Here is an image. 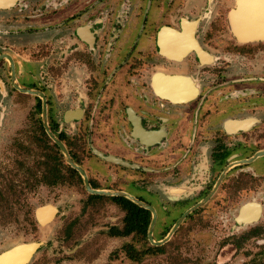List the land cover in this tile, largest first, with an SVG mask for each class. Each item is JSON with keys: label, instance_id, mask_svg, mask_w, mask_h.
I'll list each match as a JSON object with an SVG mask.
<instances>
[{"label": "flooded vegetation", "instance_id": "af4514ba", "mask_svg": "<svg viewBox=\"0 0 264 264\" xmlns=\"http://www.w3.org/2000/svg\"><path fill=\"white\" fill-rule=\"evenodd\" d=\"M213 1L0 0V91L15 96L11 103L14 109L39 110L34 123L30 115L16 117L14 125H10V118L0 117V131L10 132L11 141L9 147L0 148V156H11L9 169L2 168L0 160V202L17 201L4 198L2 188L7 194L8 187L20 184L31 191L37 183L46 182L48 175L53 179L46 182L48 185L59 187L63 183L55 170L61 164H54L55 158L34 142L33 130L41 129L35 130L37 136L46 137L64 159L43 127L39 93L45 98L48 127L72 160L62 128L57 132L49 120L50 108L63 109L60 127L68 125L76 134L81 130L88 134L97 160L121 166L103 160L101 155L119 158L135 166L129 168L141 175L156 177L159 192L161 187L170 188L173 193L167 206H162L160 196L155 205L131 195L155 210L153 240L160 215L166 212L173 219L164 236L154 242L163 240L174 226L167 242L180 230L189 233L191 224L183 226L191 219V226H204V251L209 248V236H213L216 251L248 252L254 247L258 250L254 257L263 255L264 74L252 76L248 70L242 77L227 66L211 67L218 58L204 46V23L223 3ZM233 8L227 13V24ZM219 18L210 24L221 22ZM229 38L228 42L234 40ZM231 44L227 48L234 50V42ZM236 44H256L252 50L264 48V41ZM20 96L29 101L19 100ZM134 121L139 124L138 132L134 131ZM120 139L128 146L137 143L138 165L120 154H110L113 144L123 148ZM34 152L39 156L33 157ZM17 176L25 182L17 181ZM88 180L91 188L102 190ZM51 206L56 213L44 225L59 212ZM36 209L33 215L40 225ZM144 210L149 212L145 236L131 232L122 237L139 235L149 246L159 248L167 242L151 244L147 233L152 215ZM126 216L125 212L124 220ZM48 217L46 209L42 218ZM130 250L132 247L126 245V253Z\"/></svg>", "mask_w": 264, "mask_h": 264}, {"label": "rangeland", "instance_id": "374dc122", "mask_svg": "<svg viewBox=\"0 0 264 264\" xmlns=\"http://www.w3.org/2000/svg\"><path fill=\"white\" fill-rule=\"evenodd\" d=\"M233 1L223 0L221 6L219 5V8H215L206 17L204 46L210 54L218 58L216 64L211 67L218 66L222 69L227 66L231 71L236 69L235 72L242 77L248 70H251L250 75L252 76L262 75L264 74V48L252 50L256 44L244 46L236 44L238 42L231 35L227 22L225 23L229 8L234 5ZM217 18L221 22L210 24V21ZM231 37L234 40L228 42L227 39H231ZM233 42L235 49H228V45H233L231 44ZM0 76H3L2 73ZM214 83L217 81L214 80ZM19 100L29 101L28 98L22 96L19 97ZM13 101H15L13 94L6 96L5 91H0V117L10 118V125L16 123V117L29 115L33 117V123L35 120L38 121L39 110H33V113H30L24 107L14 109L11 106ZM32 105L34 108L35 104L32 103ZM62 112V108H50L49 120L53 121L52 125L54 124L53 127L56 128L54 130L57 132L62 128L63 132L60 133L64 135L63 142L69 143V151L74 157L73 160L86 171L87 177L94 182L97 189L126 192L155 205L158 196H160L163 201L162 206L169 205V198L173 192L168 186L161 187V192H159L156 182H154L156 177L147 175V173L141 175L140 171L129 167L114 166L97 160L90 150L87 139L90 137L85 134V131L81 130L80 134H76L68 125L60 127ZM18 121L20 120L18 119ZM22 124V122H18V125ZM3 130L0 131V148L9 147L11 143L8 139L10 132H4L6 129ZM35 130H33L34 142L42 146V151H46V154H51L55 158L54 164H61V167L57 168L56 166L55 170L62 177L60 183H63L59 187L48 185L46 182L53 180L48 175V179H45L46 182L41 181L43 184L36 182L37 185L31 191L29 187L20 184H17L18 187H8L7 194L2 188L4 198L10 196L17 201L15 203L0 202V253L17 245L37 243L38 247L27 264H253L254 260L257 263L264 262V254L258 258L254 257L258 251L254 247L251 250L246 248L248 252L241 250L235 253L214 250L216 247L213 236H209V248L204 251V226L201 223L198 227L191 226V219L187 220L183 226L191 224L189 233L180 230L171 241L159 248L149 246L148 241L139 235L111 236L114 228H123L125 212L121 211L108 197L91 198L82 181L69 173V165L59 152L52 148L51 142L47 141L42 134L41 139ZM37 131L41 132V129ZM120 141L123 148H119L118 144H113L112 149H109L110 154H120L119 156L138 165L140 161L139 158H136L138 155L137 143L128 142V146L121 139ZM163 145H166L165 149L168 147L167 142ZM33 147L38 146L34 144ZM45 147L50 148L51 152L47 153L48 149L45 150ZM41 150H38V153H42ZM37 156L39 155L34 152L33 157ZM10 157L9 155L0 156L1 164H5L1 165L2 168H11ZM62 163H64L63 166ZM141 163L146 162L142 161ZM16 180L25 182L24 177L17 176ZM46 204L55 206L59 212L52 222L40 226L36 223L33 213L37 207ZM168 216V213L164 212L160 215L159 221L157 220L159 225H155L153 229L154 240L161 239L170 227L173 219ZM126 245L132 247V250L127 253ZM211 247L212 249H210ZM130 252L132 255L140 253L141 257H137V261H134L130 258Z\"/></svg>", "mask_w": 264, "mask_h": 264}, {"label": "water", "instance_id": "95a60500", "mask_svg": "<svg viewBox=\"0 0 264 264\" xmlns=\"http://www.w3.org/2000/svg\"><path fill=\"white\" fill-rule=\"evenodd\" d=\"M262 1L263 0H257V2H254L251 0H234V8L229 12V15H228V26H229V31H230L231 35L234 37V39L238 43H249V42L264 41V20L261 22H255V24L253 26L250 25L248 22L244 23L243 21H238L241 14H249L251 8L254 9L255 6H256L257 11L262 13L263 12L262 10H264V5L261 4ZM246 3H250V4L246 6ZM263 19H264V15H263ZM32 93L37 94L36 92H32ZM37 95L41 97L42 102H43L42 103V120H43V127L45 129L46 134L52 140V142H54L58 146V148L60 149L66 163L71 168L75 169L79 173L80 177L82 178V181H83V184H84L86 191L92 195H102V196H110V197H117V196L124 197V198L128 199L129 201L135 203L139 207H142L144 209L149 210L151 212V215H152L151 223L149 225L148 233H147L149 241L153 245H162V244L166 243L169 240V238L171 237L176 226L173 227V229L169 232V234L163 240H161L159 242H154V240L152 239L151 231H152L153 225H154L155 220H156V214H155V210L151 206L145 205L144 203L136 200L134 197H132L131 195H129L125 192L96 190V189L91 188L89 180H88L87 175H86L85 171L83 170V168L80 167L79 165H77L70 158V155H69L66 147L64 146V144L58 138H56L53 135V133L50 131V129L48 127L47 120H46L45 98L42 94L38 93ZM133 127H134V131L138 132L139 124L137 122L133 123ZM134 136H137V134L136 135L134 134ZM101 158L107 162L119 164L121 166L135 167V166L129 165L127 162L122 161L121 159L113 157V156L101 155ZM46 209H48V211H49V217L43 219L42 214ZM55 213H56V209L54 207H52L51 205H46V206L37 208L35 211V216H36L37 221L40 223V225H44L45 223L49 222L52 219V217L54 216ZM188 213H189V211H187L182 216L180 221L183 220L184 217H186V215ZM37 247H38L37 243L17 245L15 247H13L12 249L5 251V252L0 254V264H27Z\"/></svg>", "mask_w": 264, "mask_h": 264}, {"label": "trees", "instance_id": "16d2710c", "mask_svg": "<svg viewBox=\"0 0 264 264\" xmlns=\"http://www.w3.org/2000/svg\"><path fill=\"white\" fill-rule=\"evenodd\" d=\"M69 173H71L73 176H77L78 180L81 181L76 171L69 168ZM91 198L98 197L91 196ZM111 200L116 203L121 210L125 211L127 215L124 220V227L122 229H114V232L111 233V236L122 237L128 233L136 232L144 237L147 225L149 223V212L137 207L125 198L116 197L111 198ZM131 258L135 260L137 257L131 256Z\"/></svg>", "mask_w": 264, "mask_h": 264}, {"label": "bare ground", "instance_id": "6f19581e", "mask_svg": "<svg viewBox=\"0 0 264 264\" xmlns=\"http://www.w3.org/2000/svg\"><path fill=\"white\" fill-rule=\"evenodd\" d=\"M254 2H257V0H251ZM250 3H246V6L249 5ZM262 5H264V0L261 2ZM259 5V4H258ZM264 12V10H262ZM261 13L259 11H257L256 6L254 7V9L251 8L249 14H241L240 18L238 19V21H243L244 23L248 22L250 25H254L255 22H261L263 21V15L264 13Z\"/></svg>", "mask_w": 264, "mask_h": 264}]
</instances>
